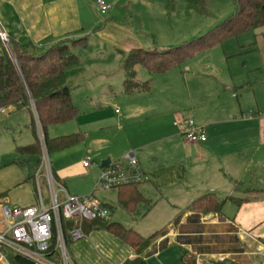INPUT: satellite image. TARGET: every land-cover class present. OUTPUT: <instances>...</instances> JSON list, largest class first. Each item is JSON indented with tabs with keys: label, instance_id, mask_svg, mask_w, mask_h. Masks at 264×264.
I'll list each match as a JSON object with an SVG mask.
<instances>
[{
	"label": "crops",
	"instance_id": "crops-1",
	"mask_svg": "<svg viewBox=\"0 0 264 264\" xmlns=\"http://www.w3.org/2000/svg\"><path fill=\"white\" fill-rule=\"evenodd\" d=\"M89 10L91 11L84 0H0V31L20 43H32L39 50H46L58 42L81 38L91 31L94 20ZM217 45L189 57L184 62L188 64L186 69L192 73L186 87L181 89L179 86H167L169 91L166 98L153 97L152 79L147 80L151 81L150 90H135L131 93L124 91L123 83V94L139 95L137 98L140 100L136 106L140 108L139 115L133 116L134 111H129L128 107L123 113L112 109V106H106L114 121L105 120L96 127L105 132L118 128L126 134L112 137L107 143L109 146L106 157L113 156L125 162L129 150H133L137 156L147 177L139 184V189L145 196V200L138 206V211L141 207L144 212L143 218L151 215V220L156 224L161 215L172 216L178 210L174 215L180 217L179 221L175 223L174 216V223L168 232L142 253L107 229H87L84 223L87 236L68 240V247L78 264H122L126 259L137 256H146L149 264H187L182 258L181 242H185L183 245L191 251L189 257H195L198 263L208 264L212 259L230 257L243 264H264V110L250 117L245 115L248 110H244L240 102L243 86H253L254 82L235 78L230 69L222 68L215 61V66L208 62L202 64L201 68H196L205 56L209 57L211 50ZM134 48L141 47L132 46L130 50ZM0 49L3 51L1 43ZM117 52L122 68L125 52L118 49ZM181 66L165 73H150L146 70L155 77H162ZM122 71L125 80L123 68ZM137 73L136 68L137 82L145 83L146 81L137 79ZM77 76L79 74L71 77L69 84L75 83L74 78ZM171 90L175 91L172 93ZM110 91L104 93L106 103H112L118 97V93L112 88ZM71 92L73 97L72 87ZM218 95L223 96L230 107H225ZM99 96H93L89 101L92 109L104 110L106 107ZM15 111L17 110L9 108L0 112V116L11 115ZM79 114L80 109L76 118L59 125L78 120ZM29 116L30 124L27 128L35 140L30 113ZM178 117L193 118L199 125L205 126L207 140L199 143L188 141L174 124ZM7 128L11 129L8 126ZM38 130L40 132L39 123ZM78 132L84 133V142L77 146L85 144L87 140V132L81 129L72 133ZM255 154L258 155L257 160ZM95 163L88 167L83 162L79 163V171L70 166L53 172L65 189L61 191L62 196L65 193L85 195L93 192L111 208L112 219L116 206L105 196L102 198V191L93 190L94 187L91 191H80L77 187L73 190L69 186L68 178L78 172L87 178L89 169L94 168L95 176L98 175ZM101 165L102 163L99 165L100 170ZM249 181H255L259 185L256 188H245L244 185ZM8 186L0 185V193L7 192ZM111 190H117L116 200L122 208L118 201V189ZM210 191L221 197L234 194L249 199L241 204L228 200L227 202L235 205L227 211H234L231 215L224 211L227 202L222 212L202 213L189 207L184 211L180 210L177 202L183 197L195 199ZM7 197L6 194L1 202L9 203ZM35 201H39L37 192L35 196L30 194L22 203L27 205ZM169 210L171 213H167ZM134 228L144 235L141 228Z\"/></svg>",
	"mask_w": 264,
	"mask_h": 264
},
{
	"label": "rangeland",
	"instance_id": "rangeland-1",
	"mask_svg": "<svg viewBox=\"0 0 264 264\" xmlns=\"http://www.w3.org/2000/svg\"><path fill=\"white\" fill-rule=\"evenodd\" d=\"M84 1L87 7L91 9L89 11L94 20L93 29L91 27V31L82 36L86 39L85 43L79 42L73 46L74 53L82 61L83 69L79 76L74 78L75 83L69 84L73 88V98L80 109V114L76 121L74 120L64 125L51 126L48 134L51 137H56L71 134L80 129L87 132L85 144L65 152L50 154L49 160L52 170L57 172L70 166L77 169L79 163H82L86 158H90L92 164L95 163L94 161L98 162L95 163V170L98 175L95 176L93 168L89 169L87 178L86 175L80 172L68 178L71 189L74 190L77 187L80 191L85 189L91 191L98 181L100 174L99 165L108 156L106 155L109 146L107 143L112 137L117 138L120 135H126L118 128L109 129L106 132L96 129L105 120L114 121L112 113L106 106H112V109H118L123 113L128 107L129 111H134L132 113L133 116L139 115L140 108L136 107L140 100L137 98L139 95L128 96L121 92L124 74L117 49L127 53L132 46L166 48L181 45L205 35L225 21L236 13L237 5L236 0H200L198 7L194 8L189 6L188 0H106L112 4V9L108 13L103 14L98 11L95 0ZM263 35L264 26L239 34V36L229 37L214 47L209 57L205 56L203 61L196 66V68H201L202 64L208 62L210 64L213 63V66H215V61L222 68L230 69L235 78H244L247 82H254L253 86L244 85L242 88L240 102L243 105V109L248 110L245 115L255 114L264 110ZM0 43L6 46L3 38L0 39ZM187 66L188 64L184 63L171 74L162 77H155L145 68L137 66V79L140 81L152 79L153 97L157 98V96H160L163 99L168 95L169 89L167 86H179L181 89L186 87L188 77L190 78L189 75L192 74L186 69ZM242 84L240 83V85ZM110 88L118 93V97L112 103H106L104 93L106 91L111 92ZM174 91L171 90L172 93ZM98 95H100L99 98H101V102L103 101V105L106 107L104 110L92 109L89 99ZM144 95L149 96L147 93H144ZM218 96L225 107H230L223 96ZM4 115L0 116V185H9L7 187L9 203L12 205H23V200L30 194L36 195L38 188L37 171L39 168L42 174L40 177L42 190L46 202L49 203V190L43 175L46 169L43 165L42 155H38L39 157L37 155L27 156L18 153L16 149V145L28 144L34 140L33 134L27 128V125L30 124L28 110H17L11 115ZM179 118H175V120ZM7 126L9 128L14 127L6 129ZM21 130H23V133ZM38 133L41 139L44 136L41 127ZM131 152L133 150L127 151V153ZM106 158H111L113 162L119 160L113 156ZM257 158L258 155L255 154V160ZM120 160L124 161L123 159ZM260 165L262 166L263 164ZM76 171H79V169ZM257 172L259 173V171ZM34 174L35 179L33 178ZM82 179H85V181ZM258 185L255 181H249L244 187L256 188ZM97 190L98 192L102 191L100 192L102 198L105 196L106 199L111 200L116 206L114 207L112 219H119L127 226L139 227L146 236L159 229L168 230L174 223V214L178 210H175L172 216H168V214L161 215V218L155 224L151 220V215L143 218L144 212L141 207L135 213L120 208L116 200L117 190L104 191L105 189L102 188ZM193 199L183 197L178 201L180 210H186ZM230 207H235V205L232 202H227L224 211H229ZM233 212L230 210L227 213L231 215ZM167 213H171V210ZM175 223H177V217Z\"/></svg>",
	"mask_w": 264,
	"mask_h": 264
},
{
	"label": "trees",
	"instance_id": "trees-1",
	"mask_svg": "<svg viewBox=\"0 0 264 264\" xmlns=\"http://www.w3.org/2000/svg\"><path fill=\"white\" fill-rule=\"evenodd\" d=\"M188 1L191 8L198 7L200 4V0ZM236 5V13L205 35L189 42L166 48H134L128 53H123L124 91L131 93L135 90H150L151 81L137 82V66L144 67L150 73H165L181 66L189 57L221 44L229 37L239 36L264 26V0H236ZM8 40L11 50L3 45V51L0 53V109L5 111L9 108L27 109L31 115V126L35 135L33 143L17 145V152L24 155H42L38 123L44 132L49 154L73 148L84 142L82 132L51 137L48 130L51 126L73 120L79 113V107L72 97L69 79L82 72L81 59L74 53L73 46L79 42L85 43V37L63 40L46 50H39L32 43H20L10 37ZM139 184H125L117 188L120 206L132 213H135L139 204L145 200ZM6 194L7 192L0 193V202ZM248 199V197L234 194L221 197L216 192L210 191L195 198L190 203L189 209L202 213L222 212L228 200L241 204ZM179 218L177 216V221ZM71 223V221H65V227ZM85 223L87 229H107L139 253L169 230L159 229L145 236L134 227L110 217H97L86 220ZM183 244H180L182 258L187 264H204L198 263L194 256V258L189 257L191 251ZM21 261L31 264L28 260L21 259ZM122 264L149 263L146 256H137L126 259ZM208 264L243 263L234 258L224 257L212 259Z\"/></svg>",
	"mask_w": 264,
	"mask_h": 264
},
{
	"label": "built area",
	"instance_id": "built-area-1",
	"mask_svg": "<svg viewBox=\"0 0 264 264\" xmlns=\"http://www.w3.org/2000/svg\"><path fill=\"white\" fill-rule=\"evenodd\" d=\"M97 9L105 14L112 8L106 0H95ZM1 38L8 39L5 33ZM0 109V112H4ZM253 117V114L249 115ZM186 139L193 143L207 140V130L195 119L184 117L174 121ZM42 160L46 169L43 174L49 190V203L42 190L40 168L37 171V192L39 201L28 205H12L0 202V264H78L68 247V240H78L87 236L84 228L86 220L97 217L109 218L111 208L93 192L85 195L65 193L57 181L49 160L45 137H41ZM126 161H112L102 167L94 190L116 189L125 184L141 183L146 173L141 168L134 152L126 155ZM91 159L83 161L90 166ZM65 221L71 225L65 227Z\"/></svg>",
	"mask_w": 264,
	"mask_h": 264
},
{
	"label": "water",
	"instance_id": "water-1",
	"mask_svg": "<svg viewBox=\"0 0 264 264\" xmlns=\"http://www.w3.org/2000/svg\"><path fill=\"white\" fill-rule=\"evenodd\" d=\"M1 33H2V32L0 31V35H1ZM4 41H5V43H6L7 48H8L9 50H11L10 45H9V40H8V39H4ZM110 162H111V158H106L105 160L102 161V165H101V167H106V166H108V165L110 164Z\"/></svg>",
	"mask_w": 264,
	"mask_h": 264
}]
</instances>
